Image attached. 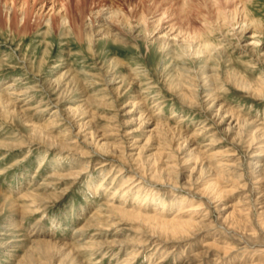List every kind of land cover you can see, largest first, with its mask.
Here are the masks:
<instances>
[{
    "label": "rangeland",
    "instance_id": "374dc122",
    "mask_svg": "<svg viewBox=\"0 0 264 264\" xmlns=\"http://www.w3.org/2000/svg\"><path fill=\"white\" fill-rule=\"evenodd\" d=\"M213 1L149 3L188 42L109 1L46 0L51 27L0 0V264H264V0Z\"/></svg>",
    "mask_w": 264,
    "mask_h": 264
},
{
    "label": "bare ground",
    "instance_id": "6f19581e",
    "mask_svg": "<svg viewBox=\"0 0 264 264\" xmlns=\"http://www.w3.org/2000/svg\"><path fill=\"white\" fill-rule=\"evenodd\" d=\"M5 1H8V0H5ZM11 1L10 2V5H11V8L13 9V7L15 8L18 4L16 3L17 1L16 0H9ZM84 0H77V3L80 4V2L83 3ZM96 0H91V3H95ZM101 1L100 3H98L99 5L102 3V2H108L111 3V5L113 3H116L113 4L115 5L114 7V10H112L111 14L116 16L118 19L121 18L120 20V23L121 24H124L125 26H130V28H133L135 27L131 22L133 21H130L131 18H136L135 22H137L138 26L139 24L142 26L141 28L145 30V32H147L149 35H152L154 33L155 30L163 27V23H165L164 21L170 17V15H168L166 13L165 10H163L162 12L159 13V15L157 16H154L151 12L150 15L151 18H155L153 21L151 22H148V12L146 13L147 10H150L152 9V7L149 5L152 4V6H155V3H156V0H138V3H135V4H131V0L130 2L128 3V0H99ZM120 1V2H119ZM212 1V0H211ZM32 3H30L29 0H20L19 2V15H20V19H28L29 17H32V15L35 13V19H38V20H42V22H45L46 24H50L51 27H54L55 23H61L62 25H64L65 23L69 22V17H68V12H69V6L68 4L66 3H62L61 5L59 4V8H56L55 6L51 5L49 7V11L45 14L44 18L41 19L40 17H38L39 15H37L38 11L41 12L40 14L43 13V11L45 10V7L50 3V2H46V0H31ZM123 2V3H122ZM238 2V1H237ZM235 0H214L212 2V9H215V11L217 12L216 15H217V18L220 17L221 18H228L230 20H235L239 15L241 14H244L242 13L244 11V8L245 7H242L241 9L238 8V6L240 5H243L242 3H237ZM81 3V5H83ZM97 3V2H96ZM122 4H129L130 6V9H129V14H127V12L123 11L122 8H120V5ZM148 3V5H147ZM36 5H40L38 9H36ZM96 5V4H95ZM110 5V4H109ZM148 7H147V6ZM230 6V7H229ZM244 6V5H243ZM210 7V6H209ZM111 8V7H110ZM17 9V8H16ZM15 9V10H16ZM110 10V9H109ZM108 10V12H109ZM199 10V9H198ZM37 11V12H36ZM12 17L15 16L14 14V11L12 10ZM187 12V11H186ZM189 12V11H188ZM199 12V11H198ZM228 13V15H226ZM203 13V12H202ZM110 14V15H111ZM212 14V13H211ZM186 16H189L187 13L185 14ZM201 15V14H200ZM154 16V17H153ZM185 16V17H186ZM203 16V15H202ZM207 16V15H206ZM204 15V18L206 17ZM237 16V17H236ZM16 17L17 14H16ZM184 17V18H185ZM14 19V18H13ZM188 19V18H187ZM190 19V18H189ZM219 19V20H220ZM114 20V19H113ZM186 20V19H185ZM14 21V20H13ZM12 21V22H13ZM105 21H107V19H105L103 17V15H99L96 19H92L89 23L90 26H93L94 25V22H97V24H99L100 22L103 23V25H105ZM115 21V20H114ZM187 21V20H186ZM190 21V20H189ZM221 21V20H220ZM26 22V21H24ZM118 22V21H117ZM207 22V21H205ZM204 22V23H205ZM237 22V20H236ZM13 23H15V25L17 24L16 21H14ZM151 23V26L150 24ZM25 23H23L22 25L24 27H26V24L24 25ZM187 24V22H186ZM88 25V24H87ZM17 26V25H16ZM96 26V25H95ZM137 26V25H136ZM22 27V26H21ZM101 27V26H100ZM102 28H104L102 26ZM168 29V31L175 33L173 35V38L174 39H181L183 41H188L190 42L191 40H193L192 36L189 35V33H182V30H181V26L180 27H177V26H174L173 23H170L168 25H165L162 29ZM24 29V28H23ZM100 29V28H99ZM91 30V29H90ZM110 28L106 25V28H105V33H107L108 35H110ZM99 31V30H98ZM91 32V31H90ZM117 32V31H116ZM184 32V31H183ZM104 33V35H106ZM145 33V34H147ZM147 34V35H148ZM165 34V33H164ZM183 34V35H182ZM112 35V34H111ZM146 35V36H147ZM91 41V40H90ZM161 43V42H160ZM164 46L165 45H168V43L164 40L163 43ZM201 127H204V126H201ZM198 129V127L196 128V130ZM41 131V130H40ZM156 171V170H155ZM156 172H153V173H150V177L151 179L153 178L154 181H158L160 178H158V176L155 174ZM140 174V173H139ZM141 175L144 176L143 173H141ZM136 176V174L134 175V177ZM142 177V176H141ZM135 180L137 181V183L139 184H143L142 179L139 180V178H135ZM112 198V197H111ZM34 200V199H33ZM186 204L188 205H191L192 202L191 200H187L185 202ZM114 208V206L112 207ZM192 208V207H191ZM115 210H117L119 213L121 212H125V213H128V214H134L132 211L128 212V211H124L122 208H114ZM193 209H199L198 208V205L194 206ZM177 210V209H176ZM180 210V209H179ZM182 210V209H181ZM132 212V213H131ZM179 213L176 212V215L173 216V218L171 219H162V218H158V217H155L153 216L154 214L150 215V216H147L145 214H141V213H138L137 212V216L135 214V218H138L142 221H145L147 220L148 222L149 221H153L157 227H160L164 232L165 231H169V227L172 228V231H183L184 227H190V221L191 220H187V219H180L182 217H177ZM177 217V218H176ZM152 234V233H151ZM168 234V233H167Z\"/></svg>",
    "mask_w": 264,
    "mask_h": 264
}]
</instances>
